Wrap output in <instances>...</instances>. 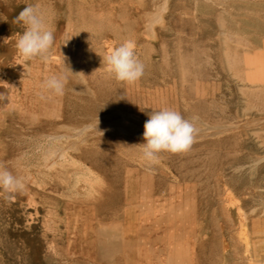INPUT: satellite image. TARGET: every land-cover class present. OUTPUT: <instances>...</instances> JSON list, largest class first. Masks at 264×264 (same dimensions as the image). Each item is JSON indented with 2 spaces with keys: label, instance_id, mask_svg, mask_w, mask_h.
<instances>
[{
  "label": "rangeland",
  "instance_id": "rangeland-1",
  "mask_svg": "<svg viewBox=\"0 0 264 264\" xmlns=\"http://www.w3.org/2000/svg\"><path fill=\"white\" fill-rule=\"evenodd\" d=\"M30 4L55 42L48 61H27L36 76L11 66L6 52L16 48L0 47V83L12 82L16 94H0V149L14 148L30 123L64 119L82 128L70 139L81 155L42 170V186L36 171H11L25 188L11 199L0 192V264H197L199 206L216 214L227 194L243 210L264 199V0H0V38H18L15 17ZM127 40L145 65L131 86L103 63ZM54 74L67 77L64 97L41 89ZM162 108L197 133L189 151L163 152L149 165L135 145L144 143L148 114ZM29 144L24 159L42 166L52 158V147ZM216 238L204 264H222Z\"/></svg>",
  "mask_w": 264,
  "mask_h": 264
},
{
  "label": "bare ground",
  "instance_id": "bare-ground-1",
  "mask_svg": "<svg viewBox=\"0 0 264 264\" xmlns=\"http://www.w3.org/2000/svg\"><path fill=\"white\" fill-rule=\"evenodd\" d=\"M12 12L14 13L13 10H12ZM4 24H5V21L0 20V27L3 26ZM6 39L7 38H4V37L0 38V47L1 46H10V47L13 46V48L15 49L14 46H15V43L17 40L16 37L11 38V41H9V39H7V40ZM0 51L5 52V50H0ZM6 55L9 56L11 66H17V68H21L25 74L28 73L29 75H33V76L35 75L36 76L34 68L28 67L27 62L24 61L17 54V50H16V52L10 51V52H8V54L6 52ZM3 61H2V63H3ZM7 70H9V69H7ZM16 70H18V69H16ZM13 71H15V70H13ZM5 76H8V75H5ZM9 77L10 76H8V79H9ZM4 78H6V77H4ZM17 78H19V77H17ZM17 78H15V79H17ZM21 78H22V76H21ZM0 82H2V81H0ZM11 83L12 82H8V81L4 82L3 84L0 83V93L7 95L6 97L9 98V101H12L14 96H16V94L14 93L15 91L13 92L14 87H12ZM17 84L18 83H16L15 85H17ZM25 84H26V80H24L22 83V86H23L22 89H24ZM7 108H9V107H7ZM63 118H65V117L63 116ZM12 122H13V120H12ZM16 127H19V126H16ZM229 127H231V126H229ZM26 128H29L30 131L29 132L26 131L27 133L23 134L24 137L20 136L23 139H22V141H18V143L16 144L15 147L13 145L12 147H14V148H11L7 145L6 146L4 145L0 149V165H3L8 170L13 171V169L15 170L18 167H22V168H26L29 170L36 171L37 172L36 176L33 175L35 178L34 180L35 181L37 180V183L40 186H42L43 184L38 177L42 173V170H51V168H53V166L55 164L61 168V167L68 164L66 158H69V160L72 161V163H73V160L75 161V159L76 160L80 159L81 154L79 152H78V154H75L72 151L73 147L75 146L74 145L75 141L74 142L70 141V139L72 137H80L81 136L82 128H81V126H79V124L74 126L72 123H70L68 121H64V119H63V121H59V122L55 121V122H46V123H43L42 121L37 120L36 122L33 123V125H31V123H30V125H27ZM70 129L73 131H70ZM17 131H18V129H17ZM14 133H17V132L15 131ZM7 135H9V134H7ZM13 137H14V135H13ZM20 137L18 139H21ZM8 138L13 139L11 137H8ZM25 139H27L28 142H26ZM82 141H84V139H82ZM86 142L89 143L88 140ZM29 143H32L33 145L39 143L38 144L39 146L44 145L48 149L50 147H52V149H51L52 154H53L52 158L50 160H44L42 162V164H43L42 166L39 165L38 161L37 162L33 161L31 158H25L24 159L25 151H23L24 149L22 150V148L27 146ZM44 146H42V147H44ZM81 146H83V145H81ZM84 146H88V145H84ZM48 149L46 151H48ZM70 166H72V165H69V167ZM51 172L53 175L54 173L58 172V169L55 168ZM48 173H49V171H48ZM31 175H29V176H31ZM52 175H50V176H52ZM33 176H31V177H33ZM54 176H55V174H54ZM65 181H67V180H65ZM244 193H246V192L244 191ZM249 193L250 194L252 193L253 196H258V194H259L257 191H251ZM108 198H109V206L113 210V208L115 207V193H114L113 178L111 175H110L109 185H108ZM262 199L263 198H261V200H259L257 202L251 201L252 204H249L247 206V209L243 210L241 205L237 201H234L231 198V196H229V194H227V197L225 198L224 202H222V203H225V201H226V203L222 207V211L220 210V212L216 213V214L214 213L213 209H212V214H211V212H209L207 210V208H205V206H199L197 214H196L195 222H194L195 234H194V239H193V243H192L193 248L196 252V256H197V264L203 263V260H204L203 254H204V251H206L205 249L206 248L209 249L208 247H213L214 244H216V239H217L216 236H219L221 238V244H222V246H221V262H222V264H264V201H263L264 199L263 200ZM262 203H263V205H261ZM233 213H234V217L232 216ZM231 226H234L235 228L238 229V232L234 237L227 232V230H230ZM215 231H218L217 232L218 235H216ZM232 237L235 239V242L231 246L230 241H231ZM112 241H114V240H111V243H112ZM109 248H110V246H109ZM208 252H210V251L208 250ZM206 255L207 254L205 252V257H206ZM114 257H115V255H114ZM206 258H208V257H206Z\"/></svg>",
  "mask_w": 264,
  "mask_h": 264
},
{
  "label": "clouds",
  "instance_id": "clouds-1",
  "mask_svg": "<svg viewBox=\"0 0 264 264\" xmlns=\"http://www.w3.org/2000/svg\"><path fill=\"white\" fill-rule=\"evenodd\" d=\"M15 22L21 24L24 29L15 43L17 54L26 62L36 59L48 61L55 37L39 5L25 6L15 17ZM103 63L106 72L112 78L129 86L136 84L145 72V65L137 57L135 43L131 40L111 49L103 57ZM66 84L65 75L54 74L42 82L41 89L49 95L63 96ZM148 117L144 124V143L135 146L142 149V159L149 165L156 164L163 152L180 154L190 150L197 129L180 112L162 108L150 112ZM24 188L21 178L0 165V192L7 194V198L11 199L13 193L22 191Z\"/></svg>",
  "mask_w": 264,
  "mask_h": 264
}]
</instances>
